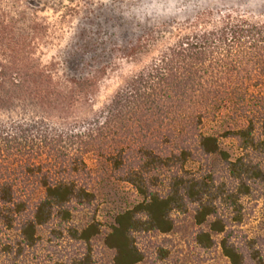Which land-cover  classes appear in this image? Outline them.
I'll return each mask as SVG.
<instances>
[{"label": "trees", "instance_id": "16d2710c", "mask_svg": "<svg viewBox=\"0 0 264 264\" xmlns=\"http://www.w3.org/2000/svg\"><path fill=\"white\" fill-rule=\"evenodd\" d=\"M63 6L0 0V226L16 227L19 251L53 222L51 232L78 249L50 264L94 263L100 223L92 216L73 224V217L94 200L84 178L86 159L98 152L140 196L103 236L113 251L108 264L141 262L135 234L167 233L172 212L189 207L199 247L218 246L228 264H264L255 239L231 229L243 221L242 199L264 183V17L229 12L207 29L176 32L164 25L173 42L125 80L107 107L77 118L96 75L67 79L40 57L49 26L37 13ZM224 115L221 133L202 130L208 117ZM221 137L234 142L235 155ZM20 182L41 193L32 208Z\"/></svg>", "mask_w": 264, "mask_h": 264}, {"label": "rangeland", "instance_id": "374dc122", "mask_svg": "<svg viewBox=\"0 0 264 264\" xmlns=\"http://www.w3.org/2000/svg\"><path fill=\"white\" fill-rule=\"evenodd\" d=\"M139 2L141 0H63V8H48L37 13V17L49 26L46 43L40 48L42 61L54 62L57 74L67 79L87 73L96 75L92 95L88 101L77 105L75 117H89L91 113L107 107L125 80L170 45L173 40L164 29L170 26L173 32L192 27L207 29L220 15L229 12L264 17V0H178V9L173 8L176 0H158L159 4L167 2L168 8L165 11L157 6L156 13L173 14L175 20L164 24H141L133 17H125L126 9L122 7ZM143 2L155 5L157 0ZM135 11L139 14L144 9ZM147 11L151 13L152 9ZM166 24L170 26L163 28ZM228 122L227 115L216 119L208 117L202 130L219 134ZM220 142L225 150L235 155L236 146L232 140L221 137ZM86 163L89 174L84 180L93 192L94 200L90 207L76 210L73 224H85L92 216L100 223L101 232L92 242L93 264H108L113 251L103 245V236L114 223L115 216L130 209L140 196L130 184L117 178L98 152L89 155ZM17 185L22 199H26L32 208L41 197L40 191L31 182ZM242 205L243 221L231 229L239 236L255 239L264 256V183L257 186L250 196L244 197ZM171 218L173 226L167 233L135 234L137 247L143 253V260L138 264H228L218 246L204 249L195 243L194 237L200 227L195 224L190 207L185 212L173 211ZM54 226L52 222L38 228L40 238L36 245L22 246L20 251L16 227L7 229L0 226V264H50L74 254L78 246L53 234L51 229ZM161 250L163 256H160Z\"/></svg>", "mask_w": 264, "mask_h": 264}, {"label": "clouds", "instance_id": "9594fccd", "mask_svg": "<svg viewBox=\"0 0 264 264\" xmlns=\"http://www.w3.org/2000/svg\"><path fill=\"white\" fill-rule=\"evenodd\" d=\"M157 6L161 7L163 10L166 11L168 8V3L165 2L163 4H159L157 0V3L154 5L152 2L144 3L143 0H141V2L136 3L134 5H122V7L126 9L124 12V16L133 17L138 23L141 24L145 22L153 25L155 23L164 24L175 20L176 17L173 14L164 15L163 12L161 14H157L155 10ZM179 7L180 5L178 3V0H176V2L173 3V8L178 9ZM148 8L152 9L151 13L147 11ZM135 9H144V11L138 14ZM125 13H127V15H125Z\"/></svg>", "mask_w": 264, "mask_h": 264}]
</instances>
